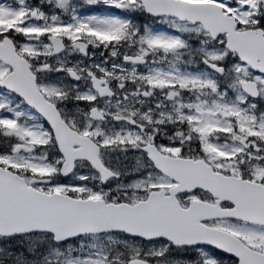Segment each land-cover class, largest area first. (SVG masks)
<instances>
[{"label":"snow or ice","instance_id":"snow-or-ice-1","mask_svg":"<svg viewBox=\"0 0 264 264\" xmlns=\"http://www.w3.org/2000/svg\"><path fill=\"white\" fill-rule=\"evenodd\" d=\"M0 264H264V0H0Z\"/></svg>","mask_w":264,"mask_h":264}]
</instances>
